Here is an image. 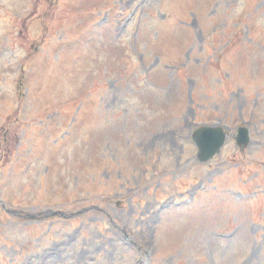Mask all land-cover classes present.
Masks as SVG:
<instances>
[{"label": "rangeland", "instance_id": "374dc122", "mask_svg": "<svg viewBox=\"0 0 264 264\" xmlns=\"http://www.w3.org/2000/svg\"><path fill=\"white\" fill-rule=\"evenodd\" d=\"M0 264H264V0H0Z\"/></svg>", "mask_w": 264, "mask_h": 264}, {"label": "water", "instance_id": "95a60500", "mask_svg": "<svg viewBox=\"0 0 264 264\" xmlns=\"http://www.w3.org/2000/svg\"><path fill=\"white\" fill-rule=\"evenodd\" d=\"M194 140L200 150L198 160L207 162L220 152L225 135L220 130L202 129L195 134ZM237 142L240 146H246L250 142L248 130H239Z\"/></svg>", "mask_w": 264, "mask_h": 264}]
</instances>
